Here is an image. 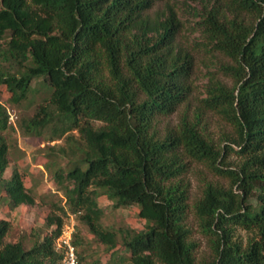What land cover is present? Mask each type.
I'll return each instance as SVG.
<instances>
[{
    "label": "trees",
    "instance_id": "1",
    "mask_svg": "<svg viewBox=\"0 0 264 264\" xmlns=\"http://www.w3.org/2000/svg\"><path fill=\"white\" fill-rule=\"evenodd\" d=\"M192 1L0 0V86L13 103L36 80L48 93L19 127L53 139L77 133L49 165L63 192L60 213L32 229L29 245L6 241L10 223L0 219V264H59L56 240L69 214L79 264L78 223L107 248L119 244L129 264H264V0ZM183 31L229 59L218 69L231 84L209 77L191 116L184 108L175 125H162L192 92L195 60ZM208 113L230 126L220 142ZM7 124L0 103V202L14 208L32 197L8 169ZM193 164L228 185L206 182L190 202ZM100 195L114 208L135 205L142 227H104ZM190 213L210 248L197 261Z\"/></svg>",
    "mask_w": 264,
    "mask_h": 264
},
{
    "label": "rangeland",
    "instance_id": "2",
    "mask_svg": "<svg viewBox=\"0 0 264 264\" xmlns=\"http://www.w3.org/2000/svg\"><path fill=\"white\" fill-rule=\"evenodd\" d=\"M188 2L191 5H195L192 0H188ZM161 5L162 3H159L156 7ZM194 40H202L199 32L183 31L179 37V41L183 46L193 49L195 60L191 78L192 92L189 101L188 103H183L175 113L164 118L162 125H175L184 108L188 109L186 113L191 116L192 110L199 103L198 100L205 96V85L209 77L215 76L228 85L231 84L230 77L223 75L218 69L220 63H226L229 59L216 52L209 51L207 47L202 46L200 43H195ZM47 94L46 89L36 80L32 83L27 98L19 103H13L9 99L10 94L5 87L0 86V103L4 105L8 113V124L3 131L9 147L8 169L13 170L16 168L20 172L26 191L32 197L31 203L23 202L14 208H10L7 204L0 202V219L7 220L10 223V229L5 237L6 241L23 239L26 245H29L32 229H42L46 222V217L50 213L59 214L60 211L57 207L64 204L63 192L51 176L49 165L51 160L58 156L59 149L67 147L66 136L71 133L76 138V131L63 133L60 137L53 139L47 132L43 135L30 134L22 130L18 125L20 119L27 118L34 113L35 106ZM207 117L210 133L215 140L220 142L223 134L231 131L230 126L213 113H208ZM51 153L55 155L53 156ZM54 160L59 159L55 158ZM64 160L58 162L62 163ZM8 169L7 171L10 173ZM187 178L190 181V202L201 194L202 187L206 182L212 181L221 185H228L229 183L226 178L209 172L202 164H193L189 173H187ZM97 200L104 211L101 218V223L104 227L109 229H117L121 225L133 228L142 227L143 220L137 215V207L135 205L114 208L112 203L103 195H100ZM63 220V228L70 223V220H73L74 224L76 223L73 214H69V216L63 215ZM189 225L192 228L191 236L198 243L195 253L196 261L208 257L210 255L208 239L198 230L197 221L192 213L189 215ZM78 231L80 237L84 239L80 249L84 250L85 257L83 262L85 264H92L94 260H99L101 264H108L109 262L129 264L128 254L119 244L107 248L105 244L88 233L81 223H78ZM238 235L242 241H245L249 233L240 230Z\"/></svg>",
    "mask_w": 264,
    "mask_h": 264
},
{
    "label": "built area",
    "instance_id": "3",
    "mask_svg": "<svg viewBox=\"0 0 264 264\" xmlns=\"http://www.w3.org/2000/svg\"><path fill=\"white\" fill-rule=\"evenodd\" d=\"M75 224L73 220L62 227L61 233L56 240V248L62 252V258L59 264H79L75 251V246L72 243V233L74 231Z\"/></svg>",
    "mask_w": 264,
    "mask_h": 264
}]
</instances>
